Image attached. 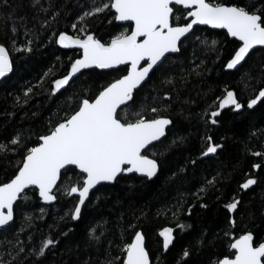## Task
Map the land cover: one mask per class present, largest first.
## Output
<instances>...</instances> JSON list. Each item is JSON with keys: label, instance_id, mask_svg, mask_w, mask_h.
Wrapping results in <instances>:
<instances>
[{"label": "snow or ice", "instance_id": "obj_1", "mask_svg": "<svg viewBox=\"0 0 264 264\" xmlns=\"http://www.w3.org/2000/svg\"><path fill=\"white\" fill-rule=\"evenodd\" d=\"M4 5H7V0H3L0 7ZM32 6H39L34 18L39 28L35 25L28 28L22 17L20 23L25 29L26 43L16 51L32 53L33 45L40 40L41 34L50 31L55 37L54 41L49 37L50 42L64 49H75L79 54V58L71 61L67 74L53 81L50 95L63 94L62 90L66 92L75 82L74 78L78 79V74H83L84 70H111L121 74L101 86L95 96L84 90L66 98L49 118L45 130L36 135L32 146H29L31 137L25 138L21 132L15 133L6 142H0V156L5 159L8 155L21 156L12 165L14 174L6 182H0V229L10 226L16 212L30 207L36 199L51 205L61 196L70 197L76 202L64 215L70 216L72 221H80L84 209L92 205V199L100 200V195L96 194L100 187L115 185L129 174L146 181L158 178L161 166L157 157L163 155L158 149L175 127L172 110L173 104L179 100V89L175 86L177 80L162 73L161 83L168 86L167 91L162 94L153 85L155 95L141 93L152 84L153 78L161 72L172 54H182L185 42L195 35L197 27L224 30L227 37L238 42L233 49L234 54L225 64L226 70L239 71L251 58L253 50H264V0H247L244 4H225L220 0H83L82 12L71 24L74 34L55 30L54 24L59 22L63 7L56 8L54 0H48L47 7L41 0H32ZM40 14H43L42 18ZM101 17L115 26L107 41L90 31L88 21ZM8 18L11 19L10 16ZM16 23L13 21V34L18 32ZM196 40L209 51L218 49L219 41L216 39L208 41L196 36ZM202 64L203 61L188 69L186 74L181 73L180 82L187 83L190 75H201ZM13 71L9 50L0 44V79L7 78ZM244 76L250 77V74L245 72ZM258 81L264 82V71ZM36 87L38 85L27 87L22 96L15 98L16 104L19 106L21 101L27 104ZM258 102H264V89L249 100L247 108H253ZM230 107L238 111L244 105L234 91L225 88L224 94L216 97L202 114L205 124L217 125L222 110ZM185 139L179 137L181 143ZM176 143V140L172 141L173 145ZM223 147L222 143L214 142L213 136L206 133L202 138L200 158L216 155ZM252 155L264 158V152L255 151ZM191 163L195 165L196 160ZM252 168L261 170L264 165L255 163ZM70 173L76 176L74 183ZM216 183V177L208 179L192 195L203 199L209 187H214ZM257 184L256 178L249 177L239 188L247 191ZM240 204L241 201L233 197L225 207L230 213H235ZM192 207L187 210L189 215ZM200 207L207 208L208 205L201 203ZM169 210L175 216L176 211L183 209ZM39 212L42 219L45 208L40 207ZM139 219L135 217L137 222ZM32 220L33 215L25 212L24 221L28 227L32 226ZM108 223L107 219L101 218L90 225L87 241L90 247L95 248L97 256L85 260L83 264H151L142 231H136L130 242L124 240V233L136 228L137 223L124 228L119 242L107 238ZM229 223L235 227L236 221L231 219ZM188 227L191 226L180 223L175 229L164 227L159 231L165 252L173 245L176 230L183 231ZM20 231H24L23 226ZM71 231L62 232L61 236L67 237ZM225 235L229 236V233ZM230 241L229 253L215 259L212 264H264V241L257 242L251 231L238 238L230 236ZM31 242L30 235L29 244ZM59 243V238L46 235L38 246L30 249L29 255L39 261ZM105 243L107 246L103 247L104 256L101 259L99 253ZM7 245L8 259L0 255V264H24L21 256L28 245L19 239V234ZM114 250L118 254L113 255ZM189 256L190 251L184 249L178 264ZM24 258L27 259L26 256Z\"/></svg>", "mask_w": 264, "mask_h": 264}, {"label": "trees", "instance_id": "obj_2", "mask_svg": "<svg viewBox=\"0 0 264 264\" xmlns=\"http://www.w3.org/2000/svg\"><path fill=\"white\" fill-rule=\"evenodd\" d=\"M41 2L47 7L48 0ZM220 2L244 4L247 0ZM2 3L3 0H0ZM54 3L58 9L63 7L59 22L54 24L55 30L74 34L71 24L77 21L78 14L82 12L83 0H54ZM38 9L39 6H32V0H7V5L0 7V44L8 48L14 66L11 76L0 83V142H6L15 133L21 132L25 138L31 137L29 146H32L36 135L45 130L49 118L53 117L66 98L84 90L90 96H95L101 86L121 74L89 70L71 83L66 92L63 90V94L50 95L53 81L67 74L71 61L79 58V54L78 51L63 50L50 42L49 37L55 40L50 31L41 34L40 40L33 45L32 53L16 51V48L26 43L21 18L25 19L28 28L34 25L39 28L34 19ZM40 15L42 18L43 14ZM13 21L17 22V34L11 31ZM88 23L91 25L90 31L105 41L113 34L115 26L109 25L102 17L93 18ZM196 36L208 41L218 40L217 51L207 50L196 40ZM237 43L227 37L224 31L197 28L195 35L185 42L182 54L171 57L153 78L152 84L141 93L155 95L153 85L162 94L167 91L168 86L161 83L162 73L174 76L177 80L175 86L179 89V100L173 104L172 110L175 127L158 149L163 155L157 157L161 167L156 180L146 181L134 174L125 176L115 185L100 187L96 193L100 195V200L90 196L92 205L84 209L80 221H72L70 216L64 215L76 202L70 197L61 196L52 206L43 205L36 199L30 207L17 211L14 222L0 231V255L8 259L7 242L14 241L19 234V239L28 245L21 256L24 264H83L85 260L97 256L95 248L88 245L86 234L90 225L101 218L109 221L107 238L116 242H119L120 234L127 225L137 223L136 228L124 233V240L130 242L136 231H142L152 264H178L184 249L190 251V256L180 264H212L215 259L229 253L230 236L238 238L248 231L253 233L257 242L264 241V168H252L255 163L264 165V158L252 155L255 151L264 152V102L247 108L249 100L264 89V82L258 81L264 71V50L253 51L251 58L239 71H228L225 64L234 54ZM201 61V75H190L187 83L180 82L181 73L186 74L188 69ZM245 72L251 78L244 76ZM33 85H38L34 88V95L27 104L21 101L18 106L15 98L22 96L26 88ZM225 88L234 91L244 107L238 111L226 108L217 118V125H206L202 114L216 97L224 94ZM206 133L224 147L216 155L200 158L202 138ZM179 137L186 139L181 143ZM173 140L177 141L175 145L172 144ZM20 158V155H8L6 159L0 156V182H6L14 174L12 165ZM192 160H196L195 165L191 163ZM182 168L184 172L180 171ZM174 173L176 175L173 178ZM69 175L74 183L75 174ZM213 177L218 179V183L209 187L203 199H196L192 194ZM249 177L256 178L258 184L247 191L241 190L239 185ZM233 197L239 199L241 204L237 212L230 213L225 205ZM201 203L208 207L201 208ZM193 204L195 207H192ZM40 207L45 208L42 219L39 218ZM190 207L191 215L187 211ZM181 208L183 210L176 211L175 216L169 210ZM25 212L33 215L31 227L24 221ZM135 217H140L138 222ZM231 219H235V227L230 225ZM180 223L191 227L183 231L177 229L173 245L165 252L159 231L164 227L175 229ZM50 225L54 227L50 229ZM22 226L24 231H20ZM69 229H72L69 235L62 237L61 233ZM226 232L229 236L225 235ZM49 234L59 238L60 243L46 257L37 261L35 256L29 255V251ZM30 235L32 242L29 244ZM106 246L105 243L99 253L101 259L104 256L103 247ZM116 254L114 250L113 255Z\"/></svg>", "mask_w": 264, "mask_h": 264}, {"label": "water", "instance_id": "obj_3", "mask_svg": "<svg viewBox=\"0 0 264 264\" xmlns=\"http://www.w3.org/2000/svg\"><path fill=\"white\" fill-rule=\"evenodd\" d=\"M197 28H208V27H206V26H199V27H197ZM196 28V29H197ZM208 29H211V28H208ZM211 30H213V29H211ZM215 31H224V30H215ZM230 39H232V38H230ZM233 40V39H232ZM59 46V45H58ZM60 47V46H59ZM61 48V47H60ZM61 49H63V50H70V51H77V50H75V49H64V48H61ZM253 51H255V50H253ZM10 53V52H9ZM176 55H178V54H172V56L171 57H173V56H176ZM10 57H11V55H10ZM12 59V58H11ZM14 67V66H13ZM69 70H70V68H69ZM86 71H89V70H84V72H86ZM98 71H102V72H107V71H111V70H98ZM228 71H236V70H228ZM83 72V73H84ZM13 73V72H12ZM12 73H10V74H8V77H10L11 76V74ZM81 74H78V77L80 76ZM7 77V78H8ZM7 78H5V79H7ZM5 79H0V83L2 82V81H4ZM77 78H74V80H76ZM71 83V82H70ZM63 91V90H62ZM209 156H213V155H209ZM159 174H160V172L158 173V176H159ZM130 175H134V174H129L128 176H130ZM139 177V176H138ZM157 178H154L152 181H154V180H156ZM98 187H100V186H98ZM94 192H95V190H93ZM92 195V193H90V196ZM41 203L43 204V202L41 201ZM56 204V202L55 203H53V204H51V205H47V206H52V205H55ZM43 205H45V204H43ZM13 222H11L10 223V225L12 224ZM8 226H5V228H7ZM4 228V229H5ZM1 230H3V229H0V231ZM145 244H146V240H145ZM172 246V245H171ZM170 246V247H171ZM169 247V248H170ZM147 249V248H146ZM148 251V250H147ZM150 255V254H149ZM150 260H151V257H150ZM151 264H152V260H151Z\"/></svg>", "mask_w": 264, "mask_h": 264}]
</instances>
